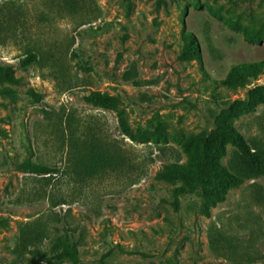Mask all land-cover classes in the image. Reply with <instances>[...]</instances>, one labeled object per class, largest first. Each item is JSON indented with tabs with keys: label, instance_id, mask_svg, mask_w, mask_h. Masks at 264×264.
Listing matches in <instances>:
<instances>
[{
	"label": "rangeland",
	"instance_id": "rangeland-1",
	"mask_svg": "<svg viewBox=\"0 0 264 264\" xmlns=\"http://www.w3.org/2000/svg\"><path fill=\"white\" fill-rule=\"evenodd\" d=\"M246 30L264 37V0H0V66L16 77L0 84L15 92L0 93V264H70L43 258L66 237L80 264H264V176L208 216L201 190L177 207L182 185L154 179L186 161L182 138L210 131L227 101L245 97L217 81L264 60V38L250 44ZM187 33L198 60L181 58ZM30 53L37 61L23 68ZM90 92L120 97L137 139L162 126L168 142L123 135L117 111L87 103ZM233 126L264 151V104ZM90 141L110 165L92 164ZM234 156L229 146L231 171ZM28 162L57 174L17 170Z\"/></svg>",
	"mask_w": 264,
	"mask_h": 264
},
{
	"label": "trees",
	"instance_id": "trees-1",
	"mask_svg": "<svg viewBox=\"0 0 264 264\" xmlns=\"http://www.w3.org/2000/svg\"><path fill=\"white\" fill-rule=\"evenodd\" d=\"M245 41L250 44H260L263 41L261 32L245 31ZM186 47L181 58L187 60L200 59L201 51L197 40L191 33L186 34ZM37 55L30 53L21 62L27 68L37 61ZM264 74V60L238 64L230 68L226 76L217 84L229 91L237 88L247 89L244 98L227 101L214 118V126L210 131L198 135H189L179 141L181 151L186 161L169 162L155 174L154 179L167 185H182L174 192V203L178 207L180 197L202 191L201 213L208 216L211 208L226 201L229 192L240 187L246 180H254L264 176V151L259 145L252 144L238 129L233 126L234 120L257 111L259 105L264 104V84L256 82ZM15 72L11 67L0 66V84L15 83ZM3 96L13 97L15 92L4 89ZM38 99L36 95H33ZM39 100V99H38ZM85 101L97 107L116 110L118 125L123 135L139 142L167 143L168 132L162 128L152 133H145L138 139L133 134L129 122L119 108L122 105L120 97L109 96L99 92H90ZM93 165L100 161L102 165H110L108 159L97 157L98 145L90 141ZM235 149L234 170L223 165V159L228 155V147ZM95 166H98L95 165ZM99 166V167H100ZM19 172L49 176L57 174V170L49 166L34 163L16 165ZM8 219H0V227L6 226ZM31 240V239H30ZM53 263L80 264L77 245L67 237L61 241V250L51 257H43Z\"/></svg>",
	"mask_w": 264,
	"mask_h": 264
}]
</instances>
